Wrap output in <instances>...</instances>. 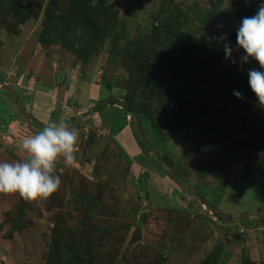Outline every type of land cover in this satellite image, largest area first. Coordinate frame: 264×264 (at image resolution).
<instances>
[{
	"label": "rangeland",
	"instance_id": "obj_1",
	"mask_svg": "<svg viewBox=\"0 0 264 264\" xmlns=\"http://www.w3.org/2000/svg\"><path fill=\"white\" fill-rule=\"evenodd\" d=\"M236 1L0 0V162L26 158L21 145L30 134L13 126L30 121L24 106L34 101L50 112L43 127L64 122L78 130L75 160L55 164L61 183L52 196L0 193V252L14 264H264V159L253 161L244 145L219 143L212 123L167 116L164 124L149 111L152 97L142 111L107 103L132 100L134 90L142 97L133 75L144 57L126 45L148 43L160 24L213 46L223 77L261 70L253 60L240 62ZM107 7L116 15L113 30L101 16ZM78 83L106 103L103 114L72 99Z\"/></svg>",
	"mask_w": 264,
	"mask_h": 264
},
{
	"label": "trees",
	"instance_id": "obj_2",
	"mask_svg": "<svg viewBox=\"0 0 264 264\" xmlns=\"http://www.w3.org/2000/svg\"><path fill=\"white\" fill-rule=\"evenodd\" d=\"M262 3L264 0L236 1L234 3L235 16L241 23L244 17L255 15ZM83 12L80 8L78 12L74 9V16L80 17ZM101 16H103L106 27L109 25L113 30L116 15L112 13V7L103 9ZM151 34L148 43L129 41L126 45L127 48L144 57L140 68L135 70L138 75H133V79L139 87L141 84L144 85L140 89L142 97L136 93L137 90H134L136 95L131 96L132 100H129L128 96L122 99L127 107H134L137 104L141 111L142 109L147 110L148 105L144 104H148V98L152 97L154 105L150 103L149 111L152 112V115L156 112L160 114L161 119H164H162L164 124L171 120L167 116L182 117L186 123L192 122V125L193 121L194 123L202 121L205 124L212 123V130H214L212 137L220 139L219 143L224 145L227 140V144H232V146L244 145L246 154H252L253 161L264 159V103L259 102L250 88L249 92L243 90L246 92H242L246 94L243 100L237 99L233 95L234 90H239L240 85L248 82V77L243 76L244 78L240 77L241 79L223 77L213 62L215 57L213 56V46H210L203 38L191 36L190 33L178 29H170L163 24L153 28ZM232 35L235 36L234 42H236V34ZM209 58L212 59L211 63ZM153 67L156 70L152 72ZM159 74L162 76H158ZM145 86L148 87L147 93L145 92L147 88L144 90ZM192 97L195 99L192 100ZM102 102H98L93 110L99 111L107 108L106 103ZM192 102L193 105H191ZM158 105L167 110L166 113L162 110L158 111ZM177 106L179 109L182 108V111L188 106L190 109L176 112ZM205 106L208 110L205 109ZM20 108L24 111L23 107L20 106ZM224 110H227V115H224ZM222 116H227L228 121L223 122L220 118ZM28 117L34 127L39 130L43 128L32 116L28 115ZM195 118L197 119L194 120ZM228 122L231 124L230 127ZM133 133L135 132L133 131ZM138 145L141 147L140 143ZM247 155L245 156L247 157ZM145 164L146 162L142 161V165ZM261 168L264 169V166ZM263 173L264 170L259 172L260 176ZM63 257L65 256L63 255Z\"/></svg>",
	"mask_w": 264,
	"mask_h": 264
},
{
	"label": "clouds",
	"instance_id": "obj_3",
	"mask_svg": "<svg viewBox=\"0 0 264 264\" xmlns=\"http://www.w3.org/2000/svg\"><path fill=\"white\" fill-rule=\"evenodd\" d=\"M221 43L227 40L219 36ZM236 47L242 51L240 62L255 61L261 70L248 71V86L260 103H264V3L255 15L244 17L236 32ZM225 59L232 58L231 43H223ZM235 64L236 61L232 60ZM241 99L243 94L234 90ZM78 130L66 123L51 122L42 130L27 136L22 142L26 158L14 163L0 162V193L19 194L27 200L47 199L57 191L61 180L54 174L57 160L63 157L71 164L75 160Z\"/></svg>",
	"mask_w": 264,
	"mask_h": 264
},
{
	"label": "crops",
	"instance_id": "obj_4",
	"mask_svg": "<svg viewBox=\"0 0 264 264\" xmlns=\"http://www.w3.org/2000/svg\"><path fill=\"white\" fill-rule=\"evenodd\" d=\"M70 83H73V81H69ZM76 85V84H75ZM74 85V86H75ZM76 86H79V87H76ZM75 87H76V89L77 90H75V88L73 89L72 87H70L71 89H70V93H72L73 92V97H72V99L74 100V101H76V102H78L79 104H81V107H82V104H84L85 103V101L86 102H88V105L90 106V108H95L96 106H97V101H96V99L95 98H93V94H92V89H89L90 90V93H87V87H85V86H83L82 84H79L78 83V85H76ZM4 100L5 101H3V99H1V102L2 103H8L7 102V100L4 98ZM35 100H36V98H35ZM10 108H11V110H12V106H9ZM74 109H77L78 107L75 105V103L73 104V106H72ZM80 107V108H81ZM24 108H25V111H24V114L26 113V115L27 114H30V116H32L37 122H39V123H44V124H46V122H44V121H46V119H47V117L49 116V114H50V112H48V111H44V109H41L40 108V106H39V103L37 102V101H34L33 103H31V104H29V106L28 105H25L24 106ZM83 108H85V109H87L88 108V106L86 107H84V105H83ZM85 109H83V111L85 110ZM89 110V109H88ZM104 110V109H103ZM94 111V110H93ZM96 113H99L100 115L101 114H103V112H102V110H99V112L98 111H96ZM26 118H27V116H26ZM28 119V118H27ZM78 119V118H77ZM76 118L75 119H72V121H74L75 120V122L76 121H78ZM114 118L112 117L111 119H109V126L111 127V128H115L117 125H118V123L116 122V121H114L113 120ZM27 121H28V123H27ZM25 120V121H23L22 123L21 122H16L15 124L14 123H12V125L14 124L15 126H13V127H15V130H20L21 132H23L22 130H24L25 131V135H28V134H30V135H33L34 133H36L37 131H39V129H37L36 127H34L31 123H30V121L29 120ZM80 121V120H79ZM114 122H116V123H114ZM19 123V124H18ZM19 126H18V125ZM24 126V127H23ZM42 126H44L43 124H42ZM26 137V136H25ZM23 142V141H22Z\"/></svg>",
	"mask_w": 264,
	"mask_h": 264
},
{
	"label": "water",
	"instance_id": "obj_5",
	"mask_svg": "<svg viewBox=\"0 0 264 264\" xmlns=\"http://www.w3.org/2000/svg\"><path fill=\"white\" fill-rule=\"evenodd\" d=\"M107 103L110 104V105L118 106L119 108H121L124 111L128 110L127 106L125 105V103L122 100H112V101H108ZM214 215L216 217H218L219 219H222V220H225V221L232 219L231 216H228V215H226L224 213H220V212H215Z\"/></svg>",
	"mask_w": 264,
	"mask_h": 264
},
{
	"label": "built area",
	"instance_id": "obj_6",
	"mask_svg": "<svg viewBox=\"0 0 264 264\" xmlns=\"http://www.w3.org/2000/svg\"><path fill=\"white\" fill-rule=\"evenodd\" d=\"M0 264H14L3 252H0Z\"/></svg>",
	"mask_w": 264,
	"mask_h": 264
}]
</instances>
